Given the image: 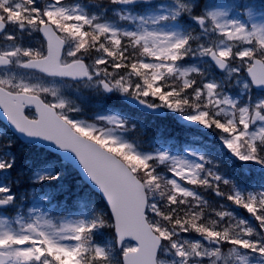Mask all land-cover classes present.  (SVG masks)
I'll return each instance as SVG.
<instances>
[{"label":"snow or ice","instance_id":"6c2138e0","mask_svg":"<svg viewBox=\"0 0 264 264\" xmlns=\"http://www.w3.org/2000/svg\"><path fill=\"white\" fill-rule=\"evenodd\" d=\"M0 117V264H264V0H0Z\"/></svg>","mask_w":264,"mask_h":264},{"label":"trees","instance_id":"16d2710c","mask_svg":"<svg viewBox=\"0 0 264 264\" xmlns=\"http://www.w3.org/2000/svg\"><path fill=\"white\" fill-rule=\"evenodd\" d=\"M173 123L170 121H166V118H157L156 120H152L151 122L147 123V134L145 136H150L153 134L151 131L156 130H170L173 131ZM176 125V124H175ZM178 126H176V129ZM210 200H218L219 198H215L213 195H208L207 197ZM105 236L110 238V235L108 233H105Z\"/></svg>","mask_w":264,"mask_h":264},{"label":"rangeland","instance_id":"374dc122","mask_svg":"<svg viewBox=\"0 0 264 264\" xmlns=\"http://www.w3.org/2000/svg\"><path fill=\"white\" fill-rule=\"evenodd\" d=\"M188 148H191L192 149V147H188ZM193 150H196V149H193Z\"/></svg>","mask_w":264,"mask_h":264}]
</instances>
